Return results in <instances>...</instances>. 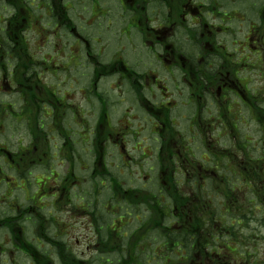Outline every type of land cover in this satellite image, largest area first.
Wrapping results in <instances>:
<instances>
[{"label": "flooded vegetation", "instance_id": "af4514ba", "mask_svg": "<svg viewBox=\"0 0 264 264\" xmlns=\"http://www.w3.org/2000/svg\"><path fill=\"white\" fill-rule=\"evenodd\" d=\"M0 232V264H264V0H0Z\"/></svg>", "mask_w": 264, "mask_h": 264}, {"label": "rangeland", "instance_id": "374dc122", "mask_svg": "<svg viewBox=\"0 0 264 264\" xmlns=\"http://www.w3.org/2000/svg\"><path fill=\"white\" fill-rule=\"evenodd\" d=\"M38 49V48H37ZM249 129H252L256 130V127L252 126L251 128L248 127ZM245 129L244 128V132H245ZM258 150V148H257ZM89 188V185H87L86 183L83 185L82 187V190H87ZM109 196H111L109 194ZM104 197H108V193L107 191L104 192ZM0 243H3L5 245V247H10L11 248V243H10V240H9V237H8V234L4 233V232H0ZM2 259L5 261L6 264H14L16 262L18 263H23L26 261L25 257L21 254H17V253H12V252H9V250L6 251V254L2 255Z\"/></svg>", "mask_w": 264, "mask_h": 264}]
</instances>
